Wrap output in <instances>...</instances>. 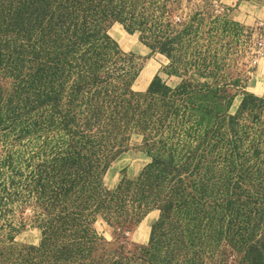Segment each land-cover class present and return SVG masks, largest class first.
<instances>
[{
    "label": "trees",
    "instance_id": "trees-1",
    "mask_svg": "<svg viewBox=\"0 0 264 264\" xmlns=\"http://www.w3.org/2000/svg\"><path fill=\"white\" fill-rule=\"evenodd\" d=\"M116 19V0H0V264H264V99L231 114L211 64L134 92ZM133 139L150 162L107 188ZM153 211L148 244L107 253L99 221L126 238Z\"/></svg>",
    "mask_w": 264,
    "mask_h": 264
},
{
    "label": "rangeland",
    "instance_id": "rangeland-1",
    "mask_svg": "<svg viewBox=\"0 0 264 264\" xmlns=\"http://www.w3.org/2000/svg\"><path fill=\"white\" fill-rule=\"evenodd\" d=\"M116 17L109 34L123 53L133 55L136 67L140 68L133 81L134 92L146 91L156 74L175 88L181 78L174 76V72L189 70L192 74L200 65L211 64L208 71L199 72L197 77L227 85L234 97L231 114L238 111L246 94L264 99V59L257 67H249L252 43L263 33L264 0H116ZM118 28L122 38L116 35ZM138 45L144 48L139 51L135 47ZM159 48L165 52L158 51ZM144 74L149 78L147 84L140 83ZM132 143L111 163L104 177L107 188L114 189L124 180L138 177L150 162L147 154L137 148L138 141L133 139ZM22 206L20 201L11 204L13 212L9 216L15 221L22 216ZM157 217L154 211L143 217L126 238H120L101 221L96 228L105 238L107 253L122 247L133 251L148 244L150 227ZM15 240L18 244L37 246L41 232L27 223Z\"/></svg>",
    "mask_w": 264,
    "mask_h": 264
},
{
    "label": "built area",
    "instance_id": "built-area-1",
    "mask_svg": "<svg viewBox=\"0 0 264 264\" xmlns=\"http://www.w3.org/2000/svg\"><path fill=\"white\" fill-rule=\"evenodd\" d=\"M221 12H225V9L221 8ZM262 25L263 33L253 41L251 46V57L249 58L250 68L257 67L260 61L264 59V23Z\"/></svg>",
    "mask_w": 264,
    "mask_h": 264
},
{
    "label": "bare ground",
    "instance_id": "bare-ground-1",
    "mask_svg": "<svg viewBox=\"0 0 264 264\" xmlns=\"http://www.w3.org/2000/svg\"><path fill=\"white\" fill-rule=\"evenodd\" d=\"M146 70V69H145ZM150 70V69H149ZM151 71V70H150ZM154 71V70H153ZM152 71V72H153ZM151 74V73H150ZM149 82L148 76L146 77V74H144V77L140 80V83L147 84Z\"/></svg>",
    "mask_w": 264,
    "mask_h": 264
},
{
    "label": "crops",
    "instance_id": "crops-1",
    "mask_svg": "<svg viewBox=\"0 0 264 264\" xmlns=\"http://www.w3.org/2000/svg\"><path fill=\"white\" fill-rule=\"evenodd\" d=\"M117 34H120V37L123 35L119 28L116 29V35H117ZM122 37H123V36H122ZM122 37H121V38H122ZM135 47L138 48L139 51L142 50V49L144 48V47H142L141 45H138V46H135ZM153 72H154V71H153Z\"/></svg>",
    "mask_w": 264,
    "mask_h": 264
}]
</instances>
